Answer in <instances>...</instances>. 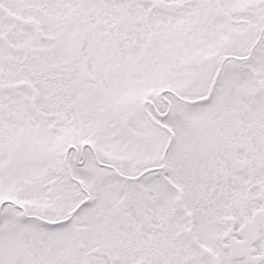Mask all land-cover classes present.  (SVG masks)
Wrapping results in <instances>:
<instances>
[{"label": "snow or ice", "instance_id": "snow-or-ice-1", "mask_svg": "<svg viewBox=\"0 0 264 264\" xmlns=\"http://www.w3.org/2000/svg\"><path fill=\"white\" fill-rule=\"evenodd\" d=\"M0 264H264V0H0Z\"/></svg>", "mask_w": 264, "mask_h": 264}]
</instances>
